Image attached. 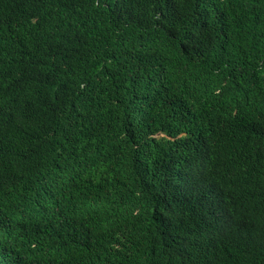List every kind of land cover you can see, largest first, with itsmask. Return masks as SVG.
<instances>
[{
    "label": "trees",
    "instance_id": "1",
    "mask_svg": "<svg viewBox=\"0 0 264 264\" xmlns=\"http://www.w3.org/2000/svg\"><path fill=\"white\" fill-rule=\"evenodd\" d=\"M0 264H264V0H0Z\"/></svg>",
    "mask_w": 264,
    "mask_h": 264
}]
</instances>
